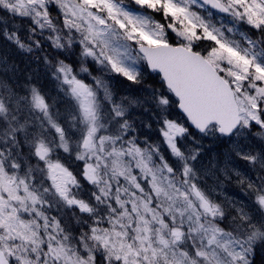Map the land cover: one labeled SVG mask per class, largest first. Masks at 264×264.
I'll list each match as a JSON object with an SVG mask.
<instances>
[{
  "label": "snow or ice",
  "instance_id": "obj_1",
  "mask_svg": "<svg viewBox=\"0 0 264 264\" xmlns=\"http://www.w3.org/2000/svg\"><path fill=\"white\" fill-rule=\"evenodd\" d=\"M0 264H264V0H0Z\"/></svg>",
  "mask_w": 264,
  "mask_h": 264
},
{
  "label": "rangeland",
  "instance_id": "obj_2",
  "mask_svg": "<svg viewBox=\"0 0 264 264\" xmlns=\"http://www.w3.org/2000/svg\"><path fill=\"white\" fill-rule=\"evenodd\" d=\"M193 7L197 10V11H201L203 15H205V18H209L211 19L212 23L216 24L217 26H224V30L226 31V28L229 26V20L225 17H219V16H215L214 14L211 15V17L208 16L207 12L201 10L199 8V3L193 5ZM227 34V33H226Z\"/></svg>",
  "mask_w": 264,
  "mask_h": 264
},
{
  "label": "trees",
  "instance_id": "obj_3",
  "mask_svg": "<svg viewBox=\"0 0 264 264\" xmlns=\"http://www.w3.org/2000/svg\"><path fill=\"white\" fill-rule=\"evenodd\" d=\"M216 14V13H215ZM219 15V14H218ZM220 16H222V15H220Z\"/></svg>",
  "mask_w": 264,
  "mask_h": 264
}]
</instances>
